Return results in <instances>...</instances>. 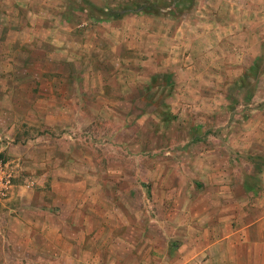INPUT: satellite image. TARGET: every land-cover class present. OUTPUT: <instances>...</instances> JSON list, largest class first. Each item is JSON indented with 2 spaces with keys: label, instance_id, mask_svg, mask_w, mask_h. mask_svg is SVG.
<instances>
[{
  "label": "crops",
  "instance_id": "0c3cea01",
  "mask_svg": "<svg viewBox=\"0 0 264 264\" xmlns=\"http://www.w3.org/2000/svg\"><path fill=\"white\" fill-rule=\"evenodd\" d=\"M52 1L56 6L59 0H0V18L13 10L22 19L16 4L34 23L13 32L21 29L27 40L45 32L54 51L77 66L80 81L94 82L66 93L85 98L86 105L52 110L58 115L53 129H70L58 120L64 115L67 122L77 113L100 120L117 115L118 103L129 105L118 112L127 118L125 124L101 143L144 146L129 151V176L148 185L149 197L141 203L129 197L133 190H123L119 183L121 167L98 170L92 155L64 154L55 146L53 168L43 173L53 178L49 196L35 190L28 197L21 191L2 199L0 264H264V169L233 168L236 160L264 159V0H193L188 8L171 12L167 7L164 17L174 24L169 28L152 11L97 20L75 6L51 11L63 21L59 28L44 20L45 4ZM1 29L0 41L8 50L10 26ZM133 79L156 81L145 90L147 104L153 105L147 93L163 99L153 106V123L146 118L151 111L131 107L141 97L138 91L132 95L120 88ZM109 80L119 89L110 86L105 92ZM250 81L256 85L252 90ZM137 112L146 120L138 121ZM163 113L166 118L160 117ZM127 128H141L144 136L122 142L119 132ZM62 138L67 144L89 143L87 137L71 139L65 132L57 144ZM44 197L56 204L49 205ZM135 205H157L162 214L167 205H183L169 220L178 236L172 249L166 248L171 237L164 220L149 217L146 223L163 243L157 261L150 234L126 232L141 220ZM135 242L145 251L138 253Z\"/></svg>",
  "mask_w": 264,
  "mask_h": 264
},
{
  "label": "rangeland",
  "instance_id": "374dc122",
  "mask_svg": "<svg viewBox=\"0 0 264 264\" xmlns=\"http://www.w3.org/2000/svg\"><path fill=\"white\" fill-rule=\"evenodd\" d=\"M20 4L23 7L22 1H20ZM192 4L193 0H59L56 6L53 1L45 4L48 17L44 20H47L53 26L59 25V28H63V21H60V18L56 17L57 15L53 16L51 11L55 12V9H59V12H67V10L73 9L74 6L84 7L88 10L91 17L102 18L103 20H110V17L105 15L147 10L158 13V23L169 28L174 24L164 17L165 8L170 7L168 10L171 12V9L188 8ZM15 6V11L22 15L24 13L22 19L14 16L15 12L13 10L9 12L8 17L0 18V36L2 32L5 33V30L2 31L1 28H5L6 25H9L11 30V33L8 34V39L11 42L8 50L0 41V167L8 175L10 183L6 198L8 194L16 196L21 191L28 197L35 190L45 193V197L49 196L47 193L50 190L53 178L48 176V173L45 175L43 173L53 168L54 163H52L50 158L55 154V146H57V148H61L64 154L73 151L76 155L79 153L92 155L95 161H90L91 163L93 162L92 166L98 170L119 169L121 167L122 172H124L121 180L119 179L121 188L123 190H133L129 197L134 202H145V199L149 197L148 185L141 183L139 179L133 181L130 178L132 163L130 158H128L130 150L142 149L144 146L140 145L129 149L127 144L122 147L126 150L124 152L121 147L115 148L111 144L104 143L103 145L101 143V140H105V138L108 140V138L113 137L115 128L117 129V127L125 124L127 118L123 117L124 115L121 113L118 114V112L128 109L129 105L118 103L116 107L119 110L117 115L107 114L102 118L99 117V119L101 118L100 120H92L88 115L77 113L73 116L72 122H67L70 119L69 117L66 115L60 117L59 115L60 118L58 120L63 125L70 124V129L66 130V126L62 130L53 129L54 121H56L55 119L58 115H53L51 113L52 110L67 105H86L85 98L67 97L66 93L71 94L78 91V89L93 87L94 82L80 81L79 76L81 74L78 72L77 66H73L71 62H66L60 52L54 51L52 42H46L49 40V35H45V32L35 37L34 40L29 38L27 40V34L21 29H19V32H13V29H16L17 26H22V28L30 27L34 23L32 17L28 16L25 11L22 12L21 10L23 9ZM144 20L145 17L143 18V24H146ZM77 47L81 51V48ZM123 83V85L120 84V88L123 91H131L132 95H135L134 90L136 89L141 96L138 97L136 102L133 103L132 101L131 104V107L138 112L146 110L152 112L154 110L153 106L161 104L163 100L156 93H147L150 103L153 105L147 104L145 90L151 87L149 84H156V81L147 84L142 79L138 80V82L133 79ZM146 84L148 85L147 87ZM157 84L159 86L160 82ZM247 84L250 90L256 86L251 81ZM110 86L119 89L118 84H115L112 80H109L108 84H105L102 89L107 92L111 88ZM54 93L60 97L57 99L52 98L51 96ZM93 103H97V101L94 100ZM138 112L134 115L135 118L138 117V121L143 122L146 118L150 123L156 121V115L153 112L149 115L146 114V118L145 115L138 114ZM160 117L166 118V115L163 113ZM235 117L237 120L241 118L237 113ZM65 132L71 136V139L74 137L78 139L81 136L87 137L89 143L84 144L80 143L79 140H75L67 144L65 140H69L62 138L63 143L60 144L58 142L59 144H57V139ZM135 135L143 137L144 131L141 128L136 130L123 129L119 132L118 138L124 142ZM103 137L105 138L103 139ZM121 149L123 152H121ZM114 160L119 161L120 164ZM71 163H66V166ZM233 168L240 172L262 170L264 169V159L250 160L249 163L236 160V163H233ZM234 180L236 182L240 180V177H235ZM136 184L138 188L133 189ZM50 200L51 198L46 199L49 205L56 204V202ZM1 202L2 200H0V204ZM181 206L183 205H167L168 212L162 214L157 205H135V207H138L137 212L141 220L137 227L128 229L126 232L132 235L150 234L154 238V257L155 261H157L156 255H161L164 252L163 243L157 239V231L147 228L146 223L149 217L155 221L164 220L165 228L171 237L167 242L166 248L167 250L172 249L178 244V236L175 232L173 233V231L177 230L173 226V219L170 222L169 220H171L175 210ZM134 244V248L138 253L145 251V247L142 248L139 242Z\"/></svg>",
  "mask_w": 264,
  "mask_h": 264
},
{
  "label": "built area",
  "instance_id": "2783aa9c",
  "mask_svg": "<svg viewBox=\"0 0 264 264\" xmlns=\"http://www.w3.org/2000/svg\"><path fill=\"white\" fill-rule=\"evenodd\" d=\"M10 188L9 178L5 171L0 167V200L5 199Z\"/></svg>",
  "mask_w": 264,
  "mask_h": 264
},
{
  "label": "trees",
  "instance_id": "16d2710c",
  "mask_svg": "<svg viewBox=\"0 0 264 264\" xmlns=\"http://www.w3.org/2000/svg\"><path fill=\"white\" fill-rule=\"evenodd\" d=\"M121 15H123V14H114V15H105V16H108V17H110L111 19H115V18H119ZM98 19H100V18H97V20Z\"/></svg>",
  "mask_w": 264,
  "mask_h": 264
}]
</instances>
